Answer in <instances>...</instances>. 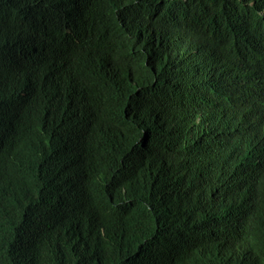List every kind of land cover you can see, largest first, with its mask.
Listing matches in <instances>:
<instances>
[{
    "label": "trees",
    "instance_id": "1",
    "mask_svg": "<svg viewBox=\"0 0 264 264\" xmlns=\"http://www.w3.org/2000/svg\"><path fill=\"white\" fill-rule=\"evenodd\" d=\"M6 1L0 0V7ZM24 1L38 3L47 16L81 7L80 22L84 32L89 31V43L83 48L55 53L52 66L48 62L47 71L54 72L61 80L81 84L79 80L85 68L96 56L103 58L101 47L107 50V46L112 50L113 62H133L137 89L147 88L149 95L162 100V92L169 91L173 74L177 78L181 70L188 73L191 69H201L202 65L195 92L178 97L177 105L171 104L170 95L166 96L165 106L174 116L183 120L195 116L199 123L193 131L176 137L166 127L171 118L159 122V116L153 119L149 113L146 117L144 109L140 115H130V131L156 133L150 144L137 145L132 157L138 161L127 168L138 184L156 188L154 209L151 193L144 191L137 214L141 232L127 226L120 229V225L108 222L90 230L83 219L88 213L85 207L75 208L66 220L57 216L54 223L53 218L41 214L47 222L16 253L4 248L0 240V264H134L147 254L151 255L149 264H180L182 255L198 253L199 243L181 248L196 242L200 236L199 222L191 215L193 192L187 190L186 195L164 203L160 187L168 179L171 189L175 175L169 166L179 141L194 145L202 141L207 147L203 149L218 157L212 171L214 177L224 172L222 161L228 160L240 165L244 184L251 191L259 187L264 172V0H115L126 23L111 34L100 27L107 0H10L9 8L20 7ZM6 11H0L1 23L5 21ZM37 28L30 29L25 38L38 33ZM2 31L0 50L4 57L0 60L15 51L19 39L16 30L9 37ZM43 49L38 52L33 45L27 47V61L16 78L21 79L28 69L30 74L35 71L34 61ZM17 62H23V58L19 57ZM14 79L0 71V118L5 116L8 105L4 90L15 85ZM96 93L95 88L82 86L78 97H64L66 108L84 104ZM77 121L75 128L67 123L61 133L47 129L46 135L43 132L48 127L46 121H36L29 133L41 153L36 174L54 179L53 183L37 179L34 188L49 194L53 191L55 199L57 194L76 197L77 193L83 199L85 188L94 183H98L99 194L105 196L107 176L120 170L117 157L91 153L86 140L77 146L80 140ZM255 138L258 141L249 147L247 140ZM34 188L23 199L32 196ZM221 206L219 213L224 225L232 223L224 226L225 230L236 232L240 209L226 203ZM173 248L181 249L172 253Z\"/></svg>",
    "mask_w": 264,
    "mask_h": 264
},
{
    "label": "clouds",
    "instance_id": "2",
    "mask_svg": "<svg viewBox=\"0 0 264 264\" xmlns=\"http://www.w3.org/2000/svg\"><path fill=\"white\" fill-rule=\"evenodd\" d=\"M21 4L20 7L9 8L10 0H7L0 7V11L7 10L4 23L0 21V31L3 29L7 37L13 30L19 34L15 51L0 60V71L15 78V85L9 90L8 85L4 90L8 105L5 116L0 118V240L3 247L11 248L10 251L16 253L20 247L26 246L35 237L38 228L47 222L41 214L53 218L54 223L57 216L66 220L75 208L83 207L88 212L83 219L90 230L108 222L120 225V229L127 226L141 232V221L137 214L141 210L144 191L151 193L154 209L157 205L156 188L138 184L127 168L138 161L132 157L137 145L142 142L150 144L156 133L150 130L130 131V115H140L141 109H144L146 117L149 113L153 119L159 116V122L171 118L166 127L176 137L193 131L199 123L198 118L180 119L167 111L164 99L149 95L147 88L137 89L132 72L133 62H113L112 50L107 46L108 51L101 47L103 58L96 56L85 68L79 80L81 84L59 79L54 72L47 71L48 62L53 65V55L68 49L83 48L89 43V31L84 32L80 22L81 7L47 16L38 3L24 1ZM125 23L121 19L120 5L115 0H107L104 17L100 21L101 29L111 34ZM35 26H38V33L25 38ZM42 26L48 27L43 29ZM29 45H33L38 52L44 49L34 61L35 71L30 74L28 69L21 79L16 78L27 61L25 52ZM0 53V57H4L2 50ZM19 57L23 58V62H17ZM201 72L198 67L188 73L181 70L177 78L173 74L169 91L162 92L163 98L170 95L171 104L177 105L178 97H187L195 92ZM82 86L93 87L97 93L88 97L90 101L84 104H71L66 108L64 97H78ZM41 120L48 125L43 130L45 135L47 129L61 133L67 123L75 128V121L78 120L76 129L80 140L77 146L81 140H86L91 153L100 152L102 156L118 158L120 170L107 176L105 196L99 194L96 188L98 183L85 188L83 199L79 193L76 197L57 194L55 199L53 191L49 194L43 189L34 188L37 179L54 182L53 178L36 174L41 165V153L38 143L29 138V133L33 124ZM163 136L167 137L166 134ZM257 141L258 138L248 139L246 144L252 147ZM176 146L173 162L169 166V171L175 175L171 189L168 179L160 187L164 203L186 195L187 190L192 191L194 202L191 215L200 226V236L196 242L181 247L184 249L199 243L198 253L182 255L180 264H264V172L259 187L251 191L244 184L238 163L223 160L224 172L213 176L218 157L207 153L202 141L199 145L179 141ZM32 188V196L23 199V195ZM257 192L258 198H255ZM163 197H160L161 200ZM223 203L240 209L241 216L237 220L239 229L236 232L225 230L224 226L232 223L224 225L223 216L219 213ZM181 248H173L170 252H178ZM150 260L151 255L147 254L134 264H149Z\"/></svg>",
    "mask_w": 264,
    "mask_h": 264
},
{
    "label": "rangeland",
    "instance_id": "3",
    "mask_svg": "<svg viewBox=\"0 0 264 264\" xmlns=\"http://www.w3.org/2000/svg\"><path fill=\"white\" fill-rule=\"evenodd\" d=\"M203 70V67H202V65H201V71ZM164 100H165V102L167 101V97H166V95H164Z\"/></svg>",
    "mask_w": 264,
    "mask_h": 264
}]
</instances>
